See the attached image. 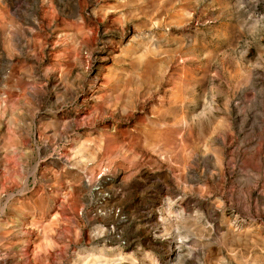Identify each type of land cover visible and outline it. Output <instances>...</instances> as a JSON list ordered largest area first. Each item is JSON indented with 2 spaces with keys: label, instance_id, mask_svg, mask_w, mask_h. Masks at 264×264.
<instances>
[{
  "label": "rangeland",
  "instance_id": "rangeland-1",
  "mask_svg": "<svg viewBox=\"0 0 264 264\" xmlns=\"http://www.w3.org/2000/svg\"><path fill=\"white\" fill-rule=\"evenodd\" d=\"M0 264H264V0H0Z\"/></svg>",
  "mask_w": 264,
  "mask_h": 264
}]
</instances>
